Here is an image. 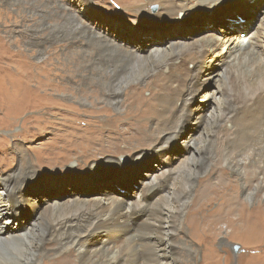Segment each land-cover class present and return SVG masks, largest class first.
<instances>
[{
  "label": "bare ground",
  "instance_id": "obj_1",
  "mask_svg": "<svg viewBox=\"0 0 264 264\" xmlns=\"http://www.w3.org/2000/svg\"><path fill=\"white\" fill-rule=\"evenodd\" d=\"M70 1L77 9L80 6V10L97 9L92 0ZM70 1L24 0L20 5L18 0H0V20L10 19V14L3 13L2 8H9L15 18V25L0 29V122L11 125L14 118L28 111L35 112L34 116L46 110L75 116L77 105L67 102L75 100L86 104L91 97L123 116L114 120L124 124L115 133L128 134L121 136L128 149L151 132L156 135L153 149L160 150L166 140L178 137L190 122H195L193 130H201V133L195 139L192 133L183 141L187 156L178 166L164 159L163 164L147 175L149 181L142 184L139 195L133 200L104 196L82 202L74 209L53 201L45 207L46 212L37 213L36 220L32 221L38 225L34 240L29 239L26 227L15 226L18 221L13 223L8 209L9 198L22 206L28 204L20 190L24 183L18 179H27L30 170L23 168L19 176L11 175L12 178L0 186V264H67L66 257L71 254L75 257L74 264H181V257H194L197 253L186 241L179 243L176 239L184 225L192 238L204 245L206 264H211L209 257H217L212 242L222 226L226 236L242 239L246 245L261 246L262 253L254 251L253 254L259 256H250L254 257L250 264H264V198H257L259 194L264 195L261 179L264 171V10L243 39L237 31L222 37L203 35L191 43L169 41L156 47L138 48L107 39L105 33L89 27L79 16L80 10L77 13L69 10ZM243 2L128 1L133 4L129 9L140 15L149 12L150 5L157 4L155 15L162 22ZM255 2L253 0L252 5ZM12 44H17V48H11ZM60 54L63 60L60 58L62 62L58 60L55 65L52 59ZM65 61H71L72 65ZM219 64L223 67L221 71H210ZM129 66H133L135 78L131 84L123 82ZM213 76L218 78L215 88L201 94L203 84ZM143 90L150 91V96L142 97ZM53 92L67 96L68 101H61ZM90 105L85 112L91 119L107 111L95 102ZM209 105L212 112L207 118L201 113L195 116ZM168 109L172 110L170 114H167ZM31 120L35 125L25 119V134L44 123L36 117ZM66 126L74 130L80 128L70 123ZM86 128L83 130L88 132L90 127ZM220 128L226 130L224 153L219 157L226 171L242 177L247 163L252 173L246 174L238 186L224 178L221 171L216 183L199 181L194 190L188 185L190 178L194 171L198 172L197 162L211 156L207 144ZM166 130L171 134L164 138L161 133ZM93 134L85 136L86 140L94 143L98 133ZM119 148L117 144L110 148L117 152L118 158L106 157L101 163H93L92 168L105 164L110 170L114 165L120 168L132 160ZM139 156L132 155L133 159ZM183 166L188 184L180 186L176 179ZM252 185H255L253 190ZM193 191L184 215L185 203ZM210 201L216 202L217 207L207 211ZM54 209L60 210L56 216Z\"/></svg>",
  "mask_w": 264,
  "mask_h": 264
},
{
  "label": "rangeland",
  "instance_id": "obj_2",
  "mask_svg": "<svg viewBox=\"0 0 264 264\" xmlns=\"http://www.w3.org/2000/svg\"><path fill=\"white\" fill-rule=\"evenodd\" d=\"M18 1L20 5L25 3L24 0ZM56 1L65 3L67 0ZM92 1L97 8L95 10L87 8L80 10V6L77 9V5L72 3V1H70L71 7L69 10L76 13L80 10L78 14L88 23L87 25L96 29L95 31L97 32L105 33L107 39L113 38L115 42L124 46L136 45L138 48L156 47L157 45L167 44L169 41L191 43L201 38L203 35L222 37L237 31H240V36L245 38V36L252 31L257 22V18L261 16V12L264 10V0H256L254 5H252L253 0H244L243 3L236 6L224 4L212 11H200L189 15V17L182 15L176 17V20L166 19L162 22L155 15L158 10L157 4L150 5L147 10L149 12L140 15L129 9L133 5L128 3L129 0ZM121 1H124L125 4ZM2 12L10 14L9 20H0V29H6L14 24V13L10 11L9 8H2ZM0 35H2L1 31ZM11 46V48L16 49L18 45L12 44ZM46 55L47 54L43 55V57ZM63 57L64 56L60 54V57L57 56V58H54L55 60L52 59V61L55 65H58V60L62 62L61 60H63ZM32 60L38 61L39 59L32 58ZM65 62H67L66 64L69 66L72 65L71 61ZM222 69V65L219 64L211 68L210 71H221ZM127 72L123 82L131 84L135 80V78H133V66H129ZM217 79L216 76H213L210 81L204 83L200 93L204 94L208 90L212 91V89L215 88V83L218 82ZM235 90L237 89L235 88ZM57 93L58 92H53L55 97L60 98L61 101L64 102L68 101L66 99L67 96ZM150 94L151 92L148 90H143L141 92L142 97L145 98L149 97ZM87 99L89 103L86 104L83 102L77 103L75 100L67 102H70L69 104L74 106L77 105L76 107L78 109L74 110L75 116L70 114L64 115L65 113L63 114L62 112V114L59 113L60 116L52 112H47V110L39 112L40 114L38 116H34L35 112L31 113V111H28L26 115L14 118L11 125H3V123L0 122V186L3 181L12 178L11 175L19 176L23 168L25 171H28V169L30 170L27 179L23 180V177H19L18 179L20 183H24L20 190L23 197L28 201V204L22 206L19 205L20 203H17L14 198L8 199L9 217L14 220L13 223L18 221L15 226L19 229L26 227V232L30 240L37 238L36 230H38L36 229L38 225L32 224V221H35L36 216L41 214L39 212H46L45 207L51 205L53 201L59 202L65 208L74 209V206H81L82 202L102 198L104 196H112L124 201L135 199L141 191L142 184L147 182V180L149 181V176L147 175L151 174L160 163L163 164L164 159L176 163L175 166H178L179 162L187 156L183 141L192 133L194 139L201 133V130H193L195 122H190L184 126L182 133L178 137L166 140L164 147L160 150L153 149L156 143V135L151 132L145 133V137H143L142 140H139L138 143L133 142L128 149V145H124L121 139V136H127L128 134L119 136V134L115 133L122 129L124 124L120 123V121L114 122V120L118 121L123 116L121 117L117 112L109 109L111 107L96 102L95 99L91 97ZM92 102H95L98 107L107 108V111H102V114L99 113L96 117L91 119V115L85 111L90 109V103L92 104ZM194 104H197V102ZM211 106L212 105L204 106L203 110L198 111L195 116L201 113L207 118L212 112ZM63 107L65 106H61V108ZM171 111V109H168L167 114H170ZM35 117L36 120L42 119L44 123H42L37 130L25 134L23 131L25 119L27 118L30 124H34L31 119H35ZM128 117L131 119V115L128 114ZM69 123L80 128L74 130L66 126L69 125ZM83 127H90V132L89 130L88 132L84 131ZM96 128L98 131H95ZM95 132L98 134L94 143L93 140L87 141L86 137L93 136ZM169 134H171V132L167 130L161 133L164 138L169 137ZM224 137H226V130L224 128L218 129L213 140L207 144L211 156L209 159H204L203 162L200 160L197 162L196 168H198V172L194 171L195 173L191 176V182H189V184L185 182L187 176L185 167L183 166L180 169L181 174L176 179L180 186L186 183L192 185L195 190L199 185V181L214 184L218 181V173L221 171L224 174L222 175L224 178L240 186L244 176L248 173H252V168H250L247 163H245L246 165L242 177L226 171L224 163L219 160L222 158L225 149ZM113 144H117L122 152L125 151L124 154L127 159L132 160L125 162L124 166L120 168L114 165L113 168L108 170L105 168V164H100L95 169L92 168L94 166L93 163L102 162L106 157H119L116 151L110 149ZM165 151L167 154H164ZM133 154L140 155V158L133 159ZM48 157H53V159L49 161ZM38 173L41 176V180L34 182ZM261 176L264 182V171ZM251 187L253 190L255 185ZM194 192L195 191L192 192V195L185 203L184 215L190 206ZM257 198L263 200L264 195L259 194ZM250 204L252 203L249 202L248 205ZM216 207V202L210 201L208 202L206 210L212 211L216 209ZM249 207H251V205ZM54 210V215L56 216L60 210ZM45 219H47V217H45ZM1 220L0 218V221ZM221 229V232L216 235L212 242V247L217 257H209L211 264H250V259L254 258L250 256H259L258 254L262 253L263 249L261 246L256 244L255 246L246 245L242 239L226 236L224 233L225 227L223 228L222 226ZM31 230L32 232H30ZM226 231L229 233L228 230ZM32 233L34 234L32 235ZM176 239L179 243L186 241L191 247L197 250L194 257H181V264H206L208 257H203L205 247L202 243L192 238L187 225H184L183 232L179 234ZM234 244L238 245L236 249L233 247ZM19 249L22 253V247L19 246ZM256 250L259 252L254 255L253 252H256ZM73 256L74 254H71L70 257H66L67 264H74L75 257Z\"/></svg>",
  "mask_w": 264,
  "mask_h": 264
},
{
  "label": "snow or ice",
  "instance_id": "obj_3",
  "mask_svg": "<svg viewBox=\"0 0 264 264\" xmlns=\"http://www.w3.org/2000/svg\"><path fill=\"white\" fill-rule=\"evenodd\" d=\"M39 180H41V176H40V174L38 173V174L36 175V177H35V181H34V182H37V181H39Z\"/></svg>",
  "mask_w": 264,
  "mask_h": 264
},
{
  "label": "water",
  "instance_id": "obj_4",
  "mask_svg": "<svg viewBox=\"0 0 264 264\" xmlns=\"http://www.w3.org/2000/svg\"><path fill=\"white\" fill-rule=\"evenodd\" d=\"M233 247H234V249H236L238 247V245L237 244H234Z\"/></svg>",
  "mask_w": 264,
  "mask_h": 264
}]
</instances>
